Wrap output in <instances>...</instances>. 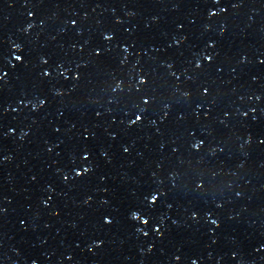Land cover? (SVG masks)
Returning <instances> with one entry per match:
<instances>
[{
    "label": "snow or ice",
    "instance_id": "obj_1",
    "mask_svg": "<svg viewBox=\"0 0 264 264\" xmlns=\"http://www.w3.org/2000/svg\"><path fill=\"white\" fill-rule=\"evenodd\" d=\"M18 59H19V57H18Z\"/></svg>",
    "mask_w": 264,
    "mask_h": 264
}]
</instances>
